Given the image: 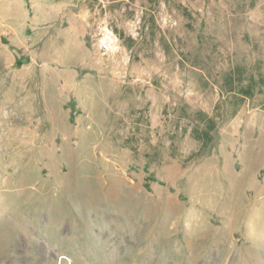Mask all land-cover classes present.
<instances>
[{
	"label": "rangeland",
	"instance_id": "rangeland-1",
	"mask_svg": "<svg viewBox=\"0 0 264 264\" xmlns=\"http://www.w3.org/2000/svg\"><path fill=\"white\" fill-rule=\"evenodd\" d=\"M237 67L264 78V0H0V264H264Z\"/></svg>",
	"mask_w": 264,
	"mask_h": 264
},
{
	"label": "trees",
	"instance_id": "trees-1",
	"mask_svg": "<svg viewBox=\"0 0 264 264\" xmlns=\"http://www.w3.org/2000/svg\"><path fill=\"white\" fill-rule=\"evenodd\" d=\"M242 70L243 69L237 67L236 70H232L225 77V93L235 96V101H243L252 98L256 88H258L259 91L264 88V78L262 77H259L258 80H256L255 77H251L248 84L244 85ZM233 115H235V112ZM217 119L219 118L216 115L208 116L203 112L196 113L195 121L200 126L195 127L193 133L194 139L202 144L201 149L198 152V155L200 156H202L203 152L206 151L214 140L213 133L219 128V122Z\"/></svg>",
	"mask_w": 264,
	"mask_h": 264
}]
</instances>
